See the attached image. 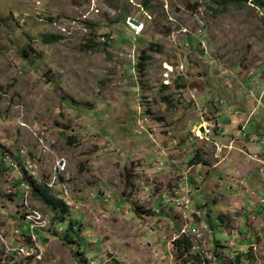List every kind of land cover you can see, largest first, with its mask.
Segmentation results:
<instances>
[{"label":"rangeland","instance_id":"1","mask_svg":"<svg viewBox=\"0 0 264 264\" xmlns=\"http://www.w3.org/2000/svg\"><path fill=\"white\" fill-rule=\"evenodd\" d=\"M256 2L0 0V253L19 230L38 264H264V184L242 175L264 183L248 150L264 142ZM177 188L194 223L163 205Z\"/></svg>","mask_w":264,"mask_h":264},{"label":"built area","instance_id":"2","mask_svg":"<svg viewBox=\"0 0 264 264\" xmlns=\"http://www.w3.org/2000/svg\"><path fill=\"white\" fill-rule=\"evenodd\" d=\"M251 141L253 143L254 138H251ZM253 160L261 162V155L260 154L254 155ZM261 172H262V170H261ZM240 182L242 184H244L243 180ZM140 188L142 190H145V191H148L150 189V187L147 186L146 184H140ZM192 196H193V192L191 190H189L187 188H177L173 191V193L162 196V199L164 200L163 205L164 206H167V205L177 206L179 208V210H181L185 214V216L188 217V225H189L190 222L194 223L195 217L197 216V214H200V212L198 210L192 209V205H187V198L192 197ZM262 203H264V199L259 198L257 206H260ZM154 210L157 213V210H160V208H158V209L154 208ZM42 222H44V221H42ZM30 228L32 230L33 229H39V226L30 227ZM190 231H193L195 233L199 232V230H197L196 227L192 226L190 228L189 226H186L185 232H190ZM13 235L16 236V247H9L6 245V254L10 255V256H17L18 258L34 257V258H36V264H38L37 260L41 257L40 255H38L39 250L41 249V246H39V244L37 242V238L34 236V243H26L27 242V235H24V233H21L19 230H16L13 233ZM178 235H181V233H179ZM0 237H1V235H0ZM174 237H176V236H174ZM173 238L171 240L172 244H173Z\"/></svg>","mask_w":264,"mask_h":264},{"label":"trees","instance_id":"3","mask_svg":"<svg viewBox=\"0 0 264 264\" xmlns=\"http://www.w3.org/2000/svg\"><path fill=\"white\" fill-rule=\"evenodd\" d=\"M256 1H257L256 3L258 4L257 7L264 10V0H256ZM61 40H62L61 36L50 35L49 38L46 40V43H57ZM254 142H255V140H254ZM25 182H27L31 186V188L33 189L32 191H33L34 196L39 201H41L43 204H45L47 207H49L51 210H53V212L55 214L54 223L55 222L63 223L65 220V217L67 216V214L69 212L68 206L66 205V203H64L60 198L50 195L45 188H42V186H40L38 184L39 182L35 178H33L31 176L26 177ZM21 189L23 190V193L25 194L26 193L25 188L23 187ZM172 208H174V207H172ZM174 250L177 253L178 258H181V257L185 256L187 253H189L191 250V244L188 241V238H183L182 240L175 242ZM74 253H75V251H74ZM76 255L77 256L81 255V252L77 251V253H75V256Z\"/></svg>","mask_w":264,"mask_h":264},{"label":"crops","instance_id":"4","mask_svg":"<svg viewBox=\"0 0 264 264\" xmlns=\"http://www.w3.org/2000/svg\"><path fill=\"white\" fill-rule=\"evenodd\" d=\"M249 145H250L251 148L249 147L248 150L249 149L253 150V154L254 155H256V154H260L261 155V162L259 163V165L261 164L262 166H264V142L263 143L262 142L261 143H258L257 141H255L253 143H249ZM257 166H258V164H257ZM250 174H252V169H251V171H245L242 174V175H244L243 178L249 179L245 183L250 184L249 186H251V184H254L255 187L252 188V189L253 190H256V191H260V189L262 188V187H260V185L261 184H264V183H260V182H257L255 180L251 179L250 178ZM263 187H264V185H263ZM247 188L250 189V187H247ZM197 190L198 191H201V188L197 187ZM251 193L253 194L254 192L252 191ZM255 205H256V203H255ZM11 237H12V239L16 238V236H14V235H11ZM0 264H22V261H20V259L17 256H10V255H7L6 252H5V255H3L2 253H0Z\"/></svg>","mask_w":264,"mask_h":264},{"label":"bare ground","instance_id":"5","mask_svg":"<svg viewBox=\"0 0 264 264\" xmlns=\"http://www.w3.org/2000/svg\"><path fill=\"white\" fill-rule=\"evenodd\" d=\"M200 135V134H199ZM11 156V155H10ZM10 159V158H9ZM15 165V164H14ZM191 202H192V200H191V198L190 197H188L187 198V205H191ZM185 215V214H184ZM200 214H197V216H199ZM187 217V216H186ZM186 220V219H185Z\"/></svg>","mask_w":264,"mask_h":264},{"label":"water","instance_id":"6","mask_svg":"<svg viewBox=\"0 0 264 264\" xmlns=\"http://www.w3.org/2000/svg\"><path fill=\"white\" fill-rule=\"evenodd\" d=\"M202 132H204V129H202Z\"/></svg>","mask_w":264,"mask_h":264}]
</instances>
